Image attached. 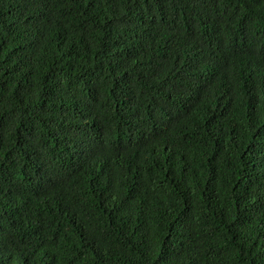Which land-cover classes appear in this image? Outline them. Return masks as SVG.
<instances>
[{"label":"trees","instance_id":"trees-1","mask_svg":"<svg viewBox=\"0 0 264 264\" xmlns=\"http://www.w3.org/2000/svg\"><path fill=\"white\" fill-rule=\"evenodd\" d=\"M0 264H264V0H0Z\"/></svg>","mask_w":264,"mask_h":264}]
</instances>
